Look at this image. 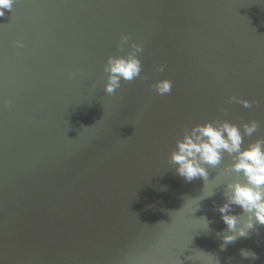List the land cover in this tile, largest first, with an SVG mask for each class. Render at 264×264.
<instances>
[{"label": "water", "instance_id": "95a60500", "mask_svg": "<svg viewBox=\"0 0 264 264\" xmlns=\"http://www.w3.org/2000/svg\"><path fill=\"white\" fill-rule=\"evenodd\" d=\"M122 35L147 79L108 95ZM213 119L264 137V0H15L0 17V264H264V225L221 250L228 157L206 182L168 163Z\"/></svg>", "mask_w": 264, "mask_h": 264}, {"label": "clouds", "instance_id": "9594fccd", "mask_svg": "<svg viewBox=\"0 0 264 264\" xmlns=\"http://www.w3.org/2000/svg\"><path fill=\"white\" fill-rule=\"evenodd\" d=\"M15 0H0V17L5 12H11ZM17 47H23L20 41ZM127 46V50H125ZM118 52L123 55L108 56L103 71L106 75L104 92L112 95L121 87V82H132L136 78L147 79L141 75L142 65L138 54L144 51L141 44L130 43V37L122 35L117 43ZM165 65H158L157 72H163ZM75 73H70L73 76ZM158 95L170 93L172 82L167 79L149 84ZM228 102L239 103L245 108L252 104L236 96H229ZM224 112V108L219 109ZM259 122L251 120L247 123H231L224 119H213L204 123H197L191 128H184L180 138L176 139L174 149L169 153L168 163L174 166L176 175L191 183L199 178L206 182L209 168L219 166L225 156L230 163L224 165L223 172L234 174L235 179L229 182L219 181L215 187L223 186L224 202L215 207L220 220L226 226L217 233L222 241L220 247L224 250L228 244L235 243L240 238L247 239L258 225H264V137L245 143V137H251L258 131ZM214 191L207 192L203 198H210ZM234 206L241 209L240 214H234ZM204 227L210 231L211 221L202 216ZM241 258L257 260V253L250 249L241 248ZM231 259V258H230Z\"/></svg>", "mask_w": 264, "mask_h": 264}]
</instances>
